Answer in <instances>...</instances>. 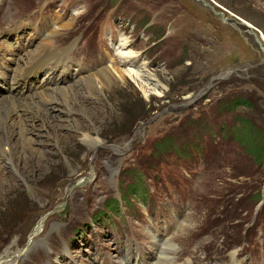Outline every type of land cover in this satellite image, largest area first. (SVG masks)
<instances>
[{"label": "rangeland", "instance_id": "obj_1", "mask_svg": "<svg viewBox=\"0 0 264 264\" xmlns=\"http://www.w3.org/2000/svg\"><path fill=\"white\" fill-rule=\"evenodd\" d=\"M0 1V43L11 38L17 45L2 71L13 85L27 68L26 55L40 47L31 21L42 13L37 7L55 1ZM71 2L77 7L66 16L69 28L54 27L40 41L72 47L70 72L62 71L56 86L99 67L125 80L92 95L82 89L77 104L71 99L76 112L57 115L60 148L44 136L46 127L41 138L32 136L50 144L30 145L38 153L20 171L26 181L9 179L0 162V264H124L129 247L170 264H264L246 232L252 220H263L254 226L264 246V0ZM55 11L40 17L54 20ZM100 24L118 33L117 45L103 43L91 56L73 48ZM48 75L47 69L43 79ZM50 87H34L27 78L22 93ZM81 108L94 114L91 124ZM85 137L98 140L97 147ZM198 157L205 168L197 167ZM190 192L193 205L169 219L166 206L172 214ZM159 234L167 240L160 251Z\"/></svg>", "mask_w": 264, "mask_h": 264}, {"label": "bare ground", "instance_id": "obj_2", "mask_svg": "<svg viewBox=\"0 0 264 264\" xmlns=\"http://www.w3.org/2000/svg\"><path fill=\"white\" fill-rule=\"evenodd\" d=\"M66 19L61 22L63 26L57 29L55 27V32L62 28H69L70 19ZM44 43L42 45L41 42L36 43L37 45H40V47L37 48L35 52H29L26 55V60L34 61L38 56L42 55V53H45L46 55H49V57L54 56L53 59L55 60V62L60 63V65L62 66L64 64V60H58L56 55H58L59 52L63 49L58 50L57 47L54 48L53 46ZM126 45V41L121 42L119 44V49L126 48ZM124 54V56H126L127 58L126 60H129V63H134L133 59L128 58L133 56L131 52H126ZM17 64L18 63H15V65ZM24 65L25 61L23 62V66ZM99 68L96 72L86 74L80 77L79 79L77 78L73 84H70L68 86H53L56 84V78L53 77L51 80L48 81V83H50L52 86L50 88H44L43 90L40 89L41 91L39 92H27V94L29 95H24V93H22L24 90V87L22 86L23 82H16L14 89H12V92L10 94H7L9 96L3 97L5 94L0 93V96L3 95V98L0 99V135H2L0 136V162L4 163L6 170H4V172H7V177L9 179L19 178L20 180L26 181L25 175L20 174V171L28 165V162L29 164H33L32 154L38 153L30 146L31 144L35 145V147L46 145V147L48 146L49 148L50 143H45L42 140H37L36 138L32 137L38 136V138H41V136L39 135L40 128L46 127L48 135L44 136L49 137L51 135L55 143L53 145H57V147L60 148V142L64 136H59L55 132L56 129H60L62 127L57 125V115L58 113H64L68 115L74 113L73 111H75V109L73 107V104H71V99L74 98V102L75 104H77L75 99L77 98V95L82 96V89L87 90L88 95H92L93 93L98 92L97 88H102L105 86L107 88H110L111 86L118 84L119 80H125L123 75H120L119 77L116 73L114 74L110 67ZM11 70L13 71V68H11ZM123 73L125 72L123 71ZM98 85L100 86L98 87ZM52 93H54V95H52ZM36 97L38 98L36 99ZM45 105H48L46 110L42 108ZM78 112H82L81 115H83V121H87V124L92 123L91 120L94 114L88 111H83V108H81ZM23 113H25V116L21 117V114ZM37 120H40L41 124L39 126L37 125L36 127L35 123L33 122H36ZM25 135H27V137H25ZM19 141L21 142L20 146L18 145ZM85 141L92 149H95L98 145V140H93L90 137H85ZM59 150L60 149L55 150L54 152H50V150L48 151L50 154L55 155L57 152H60ZM39 151L43 154L48 152L47 150L42 151L41 149ZM34 156L37 157V155ZM36 160L38 159L36 158ZM7 179L2 181L7 182ZM40 226L42 227V223H40L37 229L34 230L33 234L39 231ZM152 239L154 240V237H152ZM143 254L144 253L142 251L133 254L129 247L128 250H126V253L124 254L123 263L170 264V262L167 259H163V257L156 258L153 255H148V259H145Z\"/></svg>", "mask_w": 264, "mask_h": 264}]
</instances>
